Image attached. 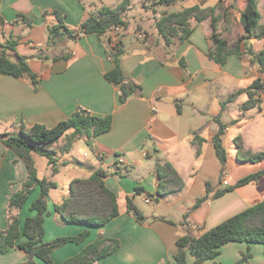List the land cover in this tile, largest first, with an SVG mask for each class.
I'll use <instances>...</instances> for the list:
<instances>
[{
    "label": "crops",
    "instance_id": "obj_1",
    "mask_svg": "<svg viewBox=\"0 0 264 264\" xmlns=\"http://www.w3.org/2000/svg\"><path fill=\"white\" fill-rule=\"evenodd\" d=\"M122 1L0 0V42L16 41L17 51L28 57L38 79L34 84L26 77L0 74V229L6 230L15 216L23 230L27 218L36 214L31 205L41 193L40 186H35L22 208H10L12 193L22 189L29 173L25 163L3 143L1 134L18 130L22 124L53 127L78 109L113 116L111 130L93 140L96 159L82 178H89L100 167L105 169L108 172L105 183L117 195L120 214L104 225L69 223L55 209L66 194L53 197L50 191L44 241L76 235L86 228L91 231L83 242H70L55 250L52 259L58 264L80 253L99 235L119 240V247L92 264H176V241L184 231L163 218L180 221L185 209L207 194V182L215 189H224L246 176L233 177L228 162L232 154L237 157V137L243 139L246 150L264 151V129H256L257 116L264 115V87L260 101L252 108L242 107L249 99L247 93L228 100L231 94L257 79L264 83V71L252 56L232 54L224 65L213 62L208 55L213 45L208 39L213 30L211 19L196 23L188 39L176 40L168 47L158 34L151 33L146 40L139 38L133 23L127 30L121 28L118 34L110 30L103 35L77 32L102 6L115 7ZM129 1L125 18L135 8L143 12L146 0ZM194 1L186 4L183 0L169 8H159L158 13L172 12L176 6L183 9L200 4L199 0ZM201 6L215 8L218 28L229 41L239 36L240 10L245 0H216L214 5ZM258 7L264 24V0H258ZM58 17L76 34L50 45V28L59 23ZM117 44H122L124 75L142 87L140 93L131 94L125 103L120 102L119 86L105 77L115 66L111 47ZM242 46L244 51L251 46L257 52L263 48L264 38H250ZM221 123L224 124L221 139L228 152L224 173L213 139L220 132ZM197 138H204L201 146ZM33 156L36 160L38 154ZM166 161L177 168L186 189L181 194L156 200L157 164ZM137 186L145 192L137 194ZM258 192H264V175L205 201L190 214L199 226L196 234L201 235L256 204L253 198ZM128 196L134 197L138 207V201L150 203L151 211L144 224L128 211ZM25 240L22 234L13 249L0 252V264L26 261L27 254L18 245ZM245 254L249 257L241 261ZM194 260L188 252L186 264H193ZM33 264L47 263L36 258ZM203 264H264V244L231 241L220 248L214 259Z\"/></svg>",
    "mask_w": 264,
    "mask_h": 264
},
{
    "label": "trees",
    "instance_id": "obj_2",
    "mask_svg": "<svg viewBox=\"0 0 264 264\" xmlns=\"http://www.w3.org/2000/svg\"><path fill=\"white\" fill-rule=\"evenodd\" d=\"M183 0H155V5L161 8H169ZM129 0H123L115 7L102 6L96 14H92L77 30L78 33H97L103 35L113 26H119L127 30L130 23L125 18ZM262 13L258 7V0H245V6L240 10V22L242 31L239 36L229 41L222 30L218 28V17L214 7L202 8L201 3L185 7L178 11L169 12L164 10L161 17L156 21V32L168 47L176 40L188 39L195 29V24L206 19H211L212 33L208 39L213 45L209 50V58L219 65H224L229 56L236 54L243 56L250 54L255 62L264 71V46L259 51L253 47L243 46L250 38H264V24L261 23ZM59 23L51 26L49 44L55 45L59 40L69 39L76 34V30L65 26L60 17ZM147 37V35H146ZM17 42L9 40L0 42V74L12 75L14 77H26L36 84L37 74L32 70L28 57L20 54L16 49ZM123 54L122 44L111 47V57L115 64L113 70L107 72L105 77L116 83L120 90V102L125 103L133 93H140L141 86L133 84L123 73L121 67V56ZM65 57L67 55L62 54ZM61 56V55H59ZM58 57V56H56ZM55 57V58H56ZM264 87L262 79L255 80L250 86L242 88L231 94L228 100L236 98L239 94L247 93L249 99L244 102V109L252 108L260 101L261 91ZM113 126V116L93 115L87 110L78 109L68 119L59 122L53 127L37 123L32 126L20 125L17 132H4L1 134L3 143L13 150L21 159L28 170V179L23 183L21 190L13 192L10 200V208H22L35 186H40L41 193L32 203L31 209L36 211L34 216L27 218L25 227L20 229L19 220L12 216L9 227L6 230L0 229V252L5 253L17 245L18 238L23 234L26 237L19 247L27 254V260L21 264H33L36 258L47 264H58L52 259V253L64 245L74 242L81 243L89 235L90 229L86 228L76 235L58 236L51 241H44L45 220L49 214L48 197L52 188L57 186L55 181L47 177L38 176L33 154L45 156L53 173L58 171L55 164L58 162V151L53 145L68 130H72L69 138L60 148L62 154L70 151L77 139L86 137L87 143L92 147L93 140L100 134L108 132ZM224 124L221 123V130L214 135V144L217 156L219 157L224 172L228 160V152L223 145L221 133ZM201 146L204 138H197ZM237 144V158L241 162H260L264 160V151L252 152L246 150L241 137L235 139ZM200 153V148L198 152ZM159 185L157 188L156 200L169 198L181 194L186 189V182L178 172L177 168L170 162L157 164ZM264 175V169L250 173L238 180L234 185L224 189H215L207 182V194L197 198L192 207L185 209L183 218L175 222L166 221L180 226L184 233L176 241L174 258L176 264H186L187 253L195 258L193 264H203L206 260L214 259L220 252V248L231 241H246L251 243L264 244V200L246 208L245 210L224 220L218 225L197 235L199 226L195 224L190 214L199 208L210 198H218L224 193L234 190L236 187L257 181ZM108 172L103 168L96 169L89 178H75L70 183V193L59 204L56 211L69 223H82L87 225H104L120 214L117 195L105 183ZM144 188L137 186L136 193L143 194ZM127 209L134 215L136 220L144 224L147 220L144 212L136 205L133 196L127 198ZM119 247V240L99 235L97 239L87 245L80 253L66 259L61 264H92L98 259L113 253ZM245 254L242 260H246ZM241 260V261H242Z\"/></svg>",
    "mask_w": 264,
    "mask_h": 264
},
{
    "label": "rangeland",
    "instance_id": "obj_3",
    "mask_svg": "<svg viewBox=\"0 0 264 264\" xmlns=\"http://www.w3.org/2000/svg\"><path fill=\"white\" fill-rule=\"evenodd\" d=\"M155 0H146L144 2V6L142 9L143 12H139V8L133 9V11L126 17L129 23H133V27L137 32L144 31L147 32V37H145V40L150 37L151 33L152 35L157 34L156 30V21L161 17L158 16V10L159 5H155ZM194 0H186V4L194 3ZM199 3L205 5H214L216 3V0H199ZM182 6H176L172 9V11L180 10ZM161 13L164 11H160ZM144 19L143 21H138V19ZM229 23H232V21H229ZM155 28V29H154ZM155 30V32H154ZM160 38V37H159ZM152 38H149V41ZM153 40V39H152ZM254 41V40H252ZM257 130L264 129V115L257 116ZM70 131L68 130L63 136L59 139L58 142H56L53 147L58 151V154L61 153L58 157L57 164H55V167L58 168V171L56 173H53L52 166L49 165L48 159L45 156L38 155L37 159L35 160L38 176L40 178L47 177L50 180H53L57 183V186L55 188L51 189V195L55 197L56 195H65L66 197L70 193L69 185L70 181L75 178H82L87 176L88 172V165H91V162L96 159V156L94 154V149L87 143V141H84V139L79 138L74 143L72 149L65 154L62 155V152L60 151V148L65 144L67 139L70 136ZM16 133L17 130H12L11 133ZM88 153V156L84 155V152ZM62 157V158H61ZM232 160L228 161L229 164L232 167V174L233 177H239L248 175L252 172L260 170L264 166V161L260 163H253V162H247V163H239L237 161L236 154L231 155ZM66 161V162H64ZM224 173V172H223ZM237 179V178H235ZM251 188H261V185H251ZM149 200V199H148ZM264 200V192H258L255 197L253 198V201L255 203H258L260 201ZM139 208L143 210L145 215H149L148 213L151 211L150 203L146 202H140L138 201ZM249 257V256H248ZM243 261V260H242ZM245 261V260H244Z\"/></svg>",
    "mask_w": 264,
    "mask_h": 264
},
{
    "label": "built area",
    "instance_id": "obj_4",
    "mask_svg": "<svg viewBox=\"0 0 264 264\" xmlns=\"http://www.w3.org/2000/svg\"><path fill=\"white\" fill-rule=\"evenodd\" d=\"M158 16H161V13H158L157 14ZM120 27L119 26H113L111 29H110V31H112L114 34H118L119 32H120ZM138 36H139V38H145L146 37V33L145 32H142V31H140L139 33H138ZM84 155L85 156H88V153L85 151L84 152ZM121 163L123 162V159H120L119 160Z\"/></svg>",
    "mask_w": 264,
    "mask_h": 264
}]
</instances>
